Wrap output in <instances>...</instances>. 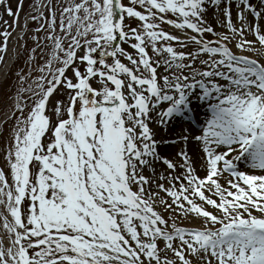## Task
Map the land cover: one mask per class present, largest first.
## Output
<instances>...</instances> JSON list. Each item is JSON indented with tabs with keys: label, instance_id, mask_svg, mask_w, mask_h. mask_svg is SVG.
Here are the masks:
<instances>
[{
	"label": "snow or ice",
	"instance_id": "6c2138e0",
	"mask_svg": "<svg viewBox=\"0 0 264 264\" xmlns=\"http://www.w3.org/2000/svg\"><path fill=\"white\" fill-rule=\"evenodd\" d=\"M22 7L0 0L17 27ZM213 10L226 31L209 21ZM33 12L49 52L35 89L18 90L14 103L20 116L5 154L11 184L0 170V264H264V0H37ZM12 27L5 21L0 33V64ZM33 40L41 47V37ZM161 66L168 74L159 76ZM59 89L67 102L51 109L53 124L46 108ZM25 92L34 101L27 116ZM195 94L210 110L194 137L205 154L203 178L183 149L179 161L162 156L149 126L157 113L166 127ZM157 163L165 172L157 174ZM192 214L199 226H178Z\"/></svg>",
	"mask_w": 264,
	"mask_h": 264
},
{
	"label": "rangeland",
	"instance_id": "374dc122",
	"mask_svg": "<svg viewBox=\"0 0 264 264\" xmlns=\"http://www.w3.org/2000/svg\"><path fill=\"white\" fill-rule=\"evenodd\" d=\"M10 2H11V7L13 8V10L16 11L18 9L19 0H10ZM36 2H37V0H23V7H22V10L19 12V26L18 27L13 24L14 18L8 16L4 12L3 8H0V33L5 31V21L8 24L13 25L12 28L7 29L8 31L12 32V35H11L9 42H8V46H9L11 40L13 39L15 32L20 31L22 29L23 22H24L25 18H27L29 16V14L32 13L33 5ZM56 2H57V0H53V3H56ZM256 2H257V0H254L253 3H256ZM123 3H125L126 5H129L130 0H123ZM138 10H141V9L138 8ZM232 11H233V21H234V23H238V21L236 20L235 7H233ZM45 14L47 15V10H46ZM215 16H216V13L213 10L212 12H210L208 19L213 24L216 31H218V32L226 31V29H223L218 24H216L215 18H214ZM169 18L174 19V17H171V16ZM250 19H253V18L250 17ZM126 23L130 24L132 27H137L139 22L135 18H128L126 20ZM34 26L40 27V23H36V24H34ZM163 28L165 31H168L171 33L170 26L163 25ZM34 32L31 30V33L26 34L24 37V40L22 42L19 40L20 42H19L18 46L20 47V49L18 51V55L21 54V57L19 58L20 62L18 63L19 74H18L17 83L13 79H11V81H9L8 83L4 82L2 85H0V120H2L6 115H8L12 111H14V103H15V99H16L17 94H18V90L27 89L29 87V85H32L33 88L35 89V85L33 84V81H36L41 76V73L37 69H38V67L43 66L45 60L48 58L49 48H48L46 42L43 40V37L45 36L46 33L42 32L41 35H38L39 37H41V41H40L41 47H37L36 42L33 40V36H37L34 34ZM206 36H207V39H209V40L215 39V37H213L211 34H206ZM247 39L253 40V39H255V36L252 34H249V35H247ZM2 42H3V36L0 35V46H2ZM172 43H173V46H176L175 42H172ZM122 47H124L128 53H130L134 57H136V50L132 49L128 44H123ZM34 48L37 49L35 52V58L30 59V57L33 55L32 49H34ZM177 50L188 52V51H192L194 49H192V48L181 49V48L177 47ZM82 51L83 50H81L80 54H82ZM148 51H149V55L152 56L153 59H159V57H156L155 54L152 53L150 46L148 47ZM233 51L236 52L237 54H240V51L238 49H236L235 47H233ZM244 54L250 55V56L253 55L252 53H244ZM4 55H5V53H4ZM120 59H121V62L124 63L126 66L134 68V66L131 65L130 61H128L126 59V57H120ZM202 59H207V55L206 54L203 55ZM2 65L3 64H0V68L2 67ZM198 66L203 67V65H199V64H198ZM16 68H17V62H16ZM158 74H159V76H163V75H166L168 73H165L163 67L161 66V67H158ZM68 75H72L71 69H69ZM22 80H23V82H21ZM160 82L162 83V81H160ZM92 85H93V87H97V88L100 87L99 80L98 79L93 80ZM25 95H31V93L25 92L23 94V96H25ZM58 100H64L65 103L67 102V96H66L65 91L63 89H59L56 93H54L53 97L50 98V102L46 108V114L52 118L51 122L53 124H55L56 118L53 115L51 109L56 105V102ZM192 104H194V103H192ZM32 106H29V108H27L25 110L24 116L28 115ZM201 106L205 109V111H204L205 112L204 115H205L207 113V106H208L207 102L205 104H201ZM151 115H152V120L150 121L149 126H150V128H152L156 132L159 128V125H160L157 122V113H152ZM19 116H20V113H18L16 116H14L10 120H8L4 125V129H3L2 133L0 134V170H3L5 173L8 174L7 179H8L10 184L12 183V178H11V175L9 172V167L6 164L5 154H6V150H7L8 146H9V143L11 142V139H12L11 134L14 131V128H15V125L17 122V117H19ZM64 118H67V117L65 116ZM204 120H205L204 122H206L208 120V117L204 118ZM203 126L205 127V123L203 124ZM198 131L201 132L202 128ZM50 135H51V132H49L45 136V138L43 139V142L45 144L48 143V136H50ZM200 135H202V134H200ZM182 139H183V137H182ZM199 144H200V146L198 145V147L201 149V160H202V163H204L205 154L202 151L203 146L200 142H199ZM162 156H164V155H162ZM166 157L170 158L169 154H167ZM161 170L165 172L166 169L164 166H162ZM148 171L146 170L147 175H149ZM220 183L222 185L226 186V182L221 181ZM152 187L155 188V186H153V185H152ZM233 191H235V190H233ZM205 194H206V196H211V194L208 195L206 192H205ZM160 195L167 198V194L165 192H161ZM212 198L217 199L216 197H213V196H212ZM195 199H197L198 203L204 204V202L199 201L198 198H195ZM168 200H169V202H171V198H168ZM218 202H219V200H218ZM1 206L4 207L3 205H1ZM27 206L28 205H27V201H26L22 207H27ZM205 207L209 211L216 212V210L212 209V207L210 205H205ZM216 214H219V213L216 212ZM164 215L166 218L168 217V213H164ZM9 218L11 219L10 214H9ZM171 222L172 221L170 220L169 223L171 224ZM176 223L178 224V226H182V227H192V226H199L200 225V221L195 218L194 214L190 215L187 218L179 217V218H177ZM0 224H2V217H0ZM0 230L3 232L2 227H0Z\"/></svg>",
	"mask_w": 264,
	"mask_h": 264
},
{
	"label": "bare ground",
	"instance_id": "6f19581e",
	"mask_svg": "<svg viewBox=\"0 0 264 264\" xmlns=\"http://www.w3.org/2000/svg\"><path fill=\"white\" fill-rule=\"evenodd\" d=\"M261 23H264V21H262ZM173 33H174L173 35H178V36L183 35L182 32H180L179 30H175V29H173ZM192 98H195V96L192 95L189 99H192ZM190 101H192V100H190ZM192 102H194V101H192ZM195 105L200 106V104H198V103ZM174 122H175V116L173 117V119L170 122L166 121V127L160 126V129L157 132H155L156 133L155 138L157 139V141H162L161 143L158 144V149H159L160 153L169 154L172 159L179 161L181 159V157L178 156V153L183 149L185 152H187L190 155L192 161L194 162V168H195L196 174L202 178L205 177L206 171L204 168V163H202V160H201V149L198 147V145L200 146V144L198 141H196L194 139V137L196 136V134L198 132L196 131V129H194L192 127H187V124L184 125V128L182 129V133L184 136H187L188 139H187V141H181L182 137L180 135H174L173 136L174 129L172 128V124ZM196 122H197L198 126L203 127V125H202L203 119H201V116L197 117ZM170 137H174L173 141H175V143H171V144L169 143L168 139ZM160 167H161L160 164L157 163V165H156L157 174L162 173ZM239 167L246 169V172L254 171V170L249 168L247 161H241L239 164ZM149 171H150V176L153 175L152 171L151 170H149ZM181 171H182V169H181ZM258 173H259V171H255V174H258ZM221 180H224V179H221ZM153 185H155V184H153ZM205 192L208 195L211 194L207 190H205ZM213 197H215V196H213ZM216 198L218 199V197H216Z\"/></svg>",
	"mask_w": 264,
	"mask_h": 264
}]
</instances>
